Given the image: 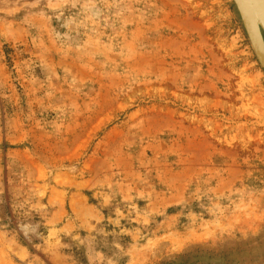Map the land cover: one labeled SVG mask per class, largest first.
Returning <instances> with one entry per match:
<instances>
[{"label": "rangeland", "instance_id": "1", "mask_svg": "<svg viewBox=\"0 0 264 264\" xmlns=\"http://www.w3.org/2000/svg\"><path fill=\"white\" fill-rule=\"evenodd\" d=\"M0 264H264L233 0H0Z\"/></svg>", "mask_w": 264, "mask_h": 264}, {"label": "water", "instance_id": "2", "mask_svg": "<svg viewBox=\"0 0 264 264\" xmlns=\"http://www.w3.org/2000/svg\"><path fill=\"white\" fill-rule=\"evenodd\" d=\"M256 57L264 70V0H233Z\"/></svg>", "mask_w": 264, "mask_h": 264}]
</instances>
